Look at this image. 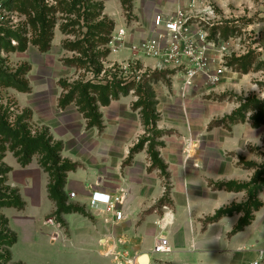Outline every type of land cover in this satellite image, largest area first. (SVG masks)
<instances>
[{
  "label": "crops",
  "instance_id": "1",
  "mask_svg": "<svg viewBox=\"0 0 264 264\" xmlns=\"http://www.w3.org/2000/svg\"><path fill=\"white\" fill-rule=\"evenodd\" d=\"M132 3L134 19L129 23L119 0L104 2L105 14L116 23V29L122 28L127 33L123 46L111 53L109 62L137 57L150 69L157 68L160 60L146 57L133 47L153 35L154 18L158 13L169 15L180 8L188 11L193 6L191 11L200 14L206 4H211L213 23L239 24L247 18L251 19V31L259 30L256 15L264 17V0L262 5L260 0H133ZM63 38L56 31L53 47ZM45 56L48 62L49 55ZM262 58L264 60V52ZM47 81L50 83L49 79L39 81L37 92L48 91ZM171 82L174 91L179 90L184 84L183 76L177 73ZM196 84L187 86L186 92L194 91ZM60 94L47 97L45 109L36 98L25 97V94L17 98L22 106L32 109L35 122L48 127L54 139L62 143L61 157L78 165L67 173L64 191L67 204L78 206L81 211L63 213V223L59 226L47 224V217L57 210L49 197V174L40 167L36 157L27 166H22L15 158L10 180L19 190L25 208L7 207L3 212L18 241L27 249L23 254L27 259H16L12 253L16 262L115 264L118 261L129 264L134 261L140 264V256L148 253L149 264H264L261 255L264 249V188L258 193L262 206L253 209L251 223L242 230L234 232L244 210L213 219L219 210L243 205L249 200L247 188L232 190L219 185L250 183L255 169L250 173L249 168H241L233 155L228 157L220 153L213 157L199 149V144L210 139V135L224 130L220 145L224 153L229 150L245 156L244 148L259 140L258 131L254 134L253 130L261 126L238 121L229 130L216 126L213 130L208 127L202 131L190 120L196 113L183 110L180 105L184 99L196 101V94H168L155 98L160 119L152 124L155 133L151 135L142 122L141 110L133 109L138 98L127 94L100 108L103 123L100 130L88 127L74 103L66 108L59 107ZM172 109L178 112L174 114ZM236 109L206 111L201 115L207 118L208 126L213 118L226 119ZM163 129L170 132L159 135L157 130ZM153 141H161V144L157 146ZM152 152H157L166 165L168 176L154 164ZM93 193L111 197L123 195L124 201L117 205L123 212L122 219L117 220L113 213L93 207ZM168 211L174 216L166 231L172 251L155 253L153 249L161 231L158 221Z\"/></svg>",
  "mask_w": 264,
  "mask_h": 264
},
{
  "label": "rangeland",
  "instance_id": "2",
  "mask_svg": "<svg viewBox=\"0 0 264 264\" xmlns=\"http://www.w3.org/2000/svg\"><path fill=\"white\" fill-rule=\"evenodd\" d=\"M104 2L105 0H80L77 10L72 14H66L59 7V3L56 0H0V115L5 118L8 124L14 127L19 123L20 125L28 126L31 135L47 132L53 138L54 143H61L59 140L54 139L48 127L35 122L32 109L22 106L17 97L25 94V97L36 98V102L39 103L42 109H45V99L47 97L52 96L53 98L61 93L60 100L65 93L61 81H68L74 84L77 81L94 79L96 73H93L91 68H88V64L82 65L73 62L74 59L83 58L80 52L69 50V48L65 49L64 47L66 42H74L86 37L89 39L90 44L95 43L96 46L93 47V53L96 55L101 57L104 56V52L108 50L110 52L104 60L96 59L103 64L98 79H106L108 76H111V79H132L134 82L130 87L129 94L135 95L138 100L139 96L154 97L151 100L154 104L149 108H144L150 114L152 113L151 118L153 120L150 118L151 120L147 124L143 114L141 117L143 124H145V129L151 135L155 133V128H153L152 124L155 125L160 119L155 99L158 95L179 94L185 96V93H195L196 101L184 99L180 105L183 110L188 109L196 113L195 116H190V120L195 123L196 128L202 131L207 130L208 127L212 129L216 126H224L225 129L228 128L229 130L231 125L238 121H248L252 125H254L255 121L259 122V124L261 123V127L258 130H253L254 134L258 131L259 140L247 145L248 150L246 147L244 148V152L247 154L245 156L229 150L224 153L220 148L224 130L215 132L216 134L210 135V139L199 144V149L206 151L210 156L215 157L220 155V153L227 154L226 156L228 157L233 155L241 168H249L250 173L251 169L254 168L253 175L256 170L263 173V176H261L263 181L257 184L258 187H261L264 184V60L262 58L264 52V49L262 50L264 45V17L256 15V18L259 19V30L257 31L250 30L251 19L247 18H244L239 24L227 22L223 25H218L210 21L207 25L205 23L200 25L201 28L204 27L207 30L209 34L208 40L212 45L207 52L209 57L208 61H206V68H204L206 73H199L192 84L195 85L197 83L195 90L186 92L185 67L186 64H189L188 60L179 69L166 70L171 71L170 73L168 72L169 74L161 72L159 68H146L136 59L137 57L122 62H109V56L113 52L112 45L104 46L98 44V42L96 43L99 31L91 28L100 23L103 16L114 23L113 35L117 34L122 28L117 30L116 23L105 14ZM119 2L123 9V15L127 22L130 23L134 19L133 0H119ZM146 4L149 3L147 2ZM260 4H263V0H260ZM146 9H150L148 5ZM40 16L47 17L50 21V27L44 33L40 31ZM75 22L76 24L69 26L67 31L63 32V26ZM108 23L106 24L107 28H109ZM53 26L54 28H52ZM56 31L59 34L61 33L64 38L59 45L53 47V38ZM51 32H53L51 46L49 50L42 51L37 42L41 43L42 46L46 45L50 41ZM92 33L97 36L93 38L90 36ZM126 34L123 41H125ZM119 43H122V41L117 42V44ZM120 46L122 47L123 45ZM121 47L118 48L120 49ZM45 55H49L47 57L48 62H45ZM67 61H72V63L67 64ZM177 73L183 76L184 84L181 89L174 91L171 79ZM41 79H49L50 81V83L47 81L45 86L48 89L47 92H37L38 88H40L37 85ZM18 80L28 84L30 91L23 92L15 88L14 83ZM139 85H142L141 91H139ZM231 107L237 108L232 115L226 119L213 118L208 126L207 118L201 115V112L210 111L215 113L228 110ZM133 109H140L142 113L143 108H137L133 105ZM172 110L174 114L178 112L177 109ZM157 131L159 135L170 132L165 129ZM153 142L157 146L161 144V141ZM152 143H150L151 146L153 145ZM10 148L11 144L0 134V223L3 222V217L8 220L3 212L5 208L21 210L14 206H2L4 202L9 204L14 199H19V197L21 198L20 201L24 202L19 190L10 180L11 167L16 162V157ZM34 157L37 158L40 165V156L35 155ZM247 157L250 159L247 160ZM8 169L11 170L8 172ZM6 213H8V210H6ZM10 213L12 212L9 211ZM10 217L12 218L11 215ZM49 219L55 221L54 226H59L63 223L62 215L57 210L48 216L46 221ZM2 227L0 226V230ZM9 229L15 233L11 229L10 224ZM12 247L11 253L14 254V258L22 257L27 259L23 255L27 249H24L22 242L18 241ZM2 251L3 247H0V252L4 253ZM13 254L10 264H22L15 261Z\"/></svg>",
  "mask_w": 264,
  "mask_h": 264
},
{
  "label": "trees",
  "instance_id": "3",
  "mask_svg": "<svg viewBox=\"0 0 264 264\" xmlns=\"http://www.w3.org/2000/svg\"><path fill=\"white\" fill-rule=\"evenodd\" d=\"M56 1L57 3H59V7H61L63 12L66 14L74 13V11L77 10V7L80 4V0ZM36 6L38 7L37 4ZM39 22L41 23V33H44L49 29L50 21L47 19V17L40 16ZM107 22H109V28H107ZM74 24H76V22L63 26V32L65 33L67 31V28ZM52 28H54V26ZM113 28L114 23L112 21H109L107 17L103 16L100 23L91 28L99 31L97 37L98 40L96 41V43L98 42V44L100 45L109 46L112 39ZM105 29H107V31H105ZM52 36L53 32H51L50 41L44 46H42L41 43L37 42L42 51L49 50L51 46ZM90 36L94 38V36L96 37L97 35L92 33ZM89 42V39L84 37L74 42L70 41L64 43L65 49L69 48V50H77L78 52H80L82 57L85 58H77L74 59L73 62L80 63L82 65L88 64V68H91L92 72L96 73V76L94 79L77 81L74 84H71L68 81H61V85L64 88L65 93L59 100V107L66 108L70 104L74 103L77 106L78 110L87 119V124L89 127H98L99 129H102L103 123L100 108L108 106L112 100L119 99L121 95L129 94L131 89L130 87L133 84L134 80L125 78L111 79V76H108V78L106 79H98L99 73L103 68V64L99 63L97 60H104V58L107 57L110 52L108 50L104 52V56L100 57L93 53V47L96 46L95 43L93 42L92 44H90ZM70 63H72V61H67V64ZM161 72H167V74H169L171 71L161 70ZM14 84V87L19 89L20 91H30L29 85L23 83L22 81H15ZM139 86V91H141L142 85ZM152 98L154 97L152 96L149 98L147 96H139V100L135 103V106L137 108H143L142 114L143 117H145L147 124L149 123V120H153V118H151L152 113L150 114L144 108H149L154 104L151 102ZM253 124L254 127H259L261 125V123L259 124V122L257 121H255ZM0 134L4 136V138L11 144L10 149L22 166H27L28 164H30L35 155L40 156V165L49 174L50 177V182L48 185L49 197L56 204L59 214L62 215L63 213L67 212L81 211V208H79L78 206L67 204L68 198L64 191L67 173L71 170L76 169L78 165L75 163H71L68 160H64L61 157V151L63 148L62 143H54L53 138L47 132L31 135L28 126L20 125L19 123L16 125V127H14L8 124L5 118L1 115ZM142 144L143 142L140 143L139 147H141ZM152 159L154 161V164L159 166V168L162 170L163 174L168 176L166 170L167 167L163 162L160 161V159H158L157 152H152ZM10 170L11 169H8V172ZM262 174L263 173L256 170L250 183L238 184L235 182H230L224 185H219L221 187L226 186L228 189L232 190L247 188L249 191V200L243 205H234L219 210L213 217V219L219 218L223 215H231L235 211L244 210V216L241 217L238 225L234 229V232H238L245 226L250 224L253 219V209L262 206L261 201L258 200V193L262 191V189L264 188V184L261 187L257 186L260 181H263L261 180V176H263ZM20 199V197L19 199H14L13 202L9 204H7V202H4L2 206H14L19 209H23L25 206V202L20 201ZM2 219L3 222L0 223V226H3L0 230V247H3L2 252L4 253L0 252V264H10V262L12 261L11 247L18 241V237L16 233H13L9 229L8 220L4 217Z\"/></svg>",
  "mask_w": 264,
  "mask_h": 264
},
{
  "label": "built area",
  "instance_id": "4",
  "mask_svg": "<svg viewBox=\"0 0 264 264\" xmlns=\"http://www.w3.org/2000/svg\"><path fill=\"white\" fill-rule=\"evenodd\" d=\"M190 10L178 9L173 14L165 15L158 13L154 18V29L152 36L140 45L134 46L133 49L145 54L148 57L158 58L159 70H176L186 64L185 84L192 85L195 77L199 73H206V61H208V50L212 45L208 40L209 34L206 29L200 25L210 23L214 9L211 4H206L200 14H196ZM196 20V21H195ZM197 27V29H194ZM126 31L120 29L117 34H112L110 45L113 51H117L120 45H123V39ZM118 41L122 43L117 44ZM179 71V70H177ZM75 196L74 193L71 194ZM124 201V196L111 197L109 195L93 193L91 205L99 211L113 213L117 220H121L123 212L117 209L118 203ZM174 216L171 212H165L158 221L160 234L157 237L153 251L155 253H170V246L166 237V231L169 225L172 224ZM49 225H55L53 219L46 221ZM261 255L264 257V249L261 250ZM115 264H122L116 262ZM134 264V261L129 262ZM257 264V263H256Z\"/></svg>",
  "mask_w": 264,
  "mask_h": 264
},
{
  "label": "water",
  "instance_id": "5",
  "mask_svg": "<svg viewBox=\"0 0 264 264\" xmlns=\"http://www.w3.org/2000/svg\"><path fill=\"white\" fill-rule=\"evenodd\" d=\"M139 263L140 264H149V254L148 253L142 254L140 256Z\"/></svg>",
  "mask_w": 264,
  "mask_h": 264
}]
</instances>
